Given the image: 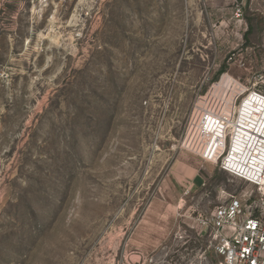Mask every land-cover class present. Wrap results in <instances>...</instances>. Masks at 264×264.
I'll return each mask as SVG.
<instances>
[{
	"label": "rangeland",
	"instance_id": "374dc122",
	"mask_svg": "<svg viewBox=\"0 0 264 264\" xmlns=\"http://www.w3.org/2000/svg\"><path fill=\"white\" fill-rule=\"evenodd\" d=\"M262 14L264 0H0V264H218L200 218L253 188L179 142L222 73L264 75V47L242 46ZM240 49L246 67L227 65Z\"/></svg>",
	"mask_w": 264,
	"mask_h": 264
},
{
	"label": "built area",
	"instance_id": "2783aa9c",
	"mask_svg": "<svg viewBox=\"0 0 264 264\" xmlns=\"http://www.w3.org/2000/svg\"><path fill=\"white\" fill-rule=\"evenodd\" d=\"M232 63L245 67L234 53L226 60ZM263 83V74L242 81L222 73L193 99L179 142L180 150L253 188L200 218L218 264H264Z\"/></svg>",
	"mask_w": 264,
	"mask_h": 264
},
{
	"label": "crops",
	"instance_id": "0c3cea01",
	"mask_svg": "<svg viewBox=\"0 0 264 264\" xmlns=\"http://www.w3.org/2000/svg\"><path fill=\"white\" fill-rule=\"evenodd\" d=\"M263 26H264V16L262 14L261 16H259L258 20L251 21L250 30H249L248 34L249 35L251 34L252 36L253 35L256 36L257 33L263 28ZM244 41L245 42H244V44H242V46L244 45L245 52H247L248 50L253 51L254 49L256 50L260 47H264V42H251V39H249V38H246ZM258 51H259V49L257 50V52ZM238 59L242 60L245 64V67H246V63H245L246 61L243 58L242 49L239 50ZM255 61H257V60L255 59ZM238 78L241 79L242 81L248 80V77H245V78L238 77Z\"/></svg>",
	"mask_w": 264,
	"mask_h": 264
},
{
	"label": "trees",
	"instance_id": "16d2710c",
	"mask_svg": "<svg viewBox=\"0 0 264 264\" xmlns=\"http://www.w3.org/2000/svg\"><path fill=\"white\" fill-rule=\"evenodd\" d=\"M249 30H250V27L248 26V29H247V31L245 32L243 38H247V37L249 36V34H248ZM222 71H223V69L221 68V69L219 70L217 76L215 77V79L218 77L219 73H222Z\"/></svg>",
	"mask_w": 264,
	"mask_h": 264
}]
</instances>
